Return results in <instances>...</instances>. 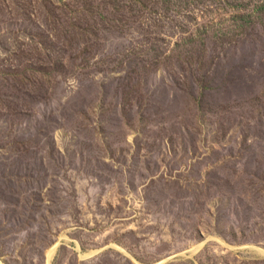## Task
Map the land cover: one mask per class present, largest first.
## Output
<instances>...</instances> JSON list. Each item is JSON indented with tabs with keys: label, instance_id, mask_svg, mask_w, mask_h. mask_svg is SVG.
I'll list each match as a JSON object with an SVG mask.
<instances>
[{
	"label": "rangeland",
	"instance_id": "obj_1",
	"mask_svg": "<svg viewBox=\"0 0 264 264\" xmlns=\"http://www.w3.org/2000/svg\"><path fill=\"white\" fill-rule=\"evenodd\" d=\"M0 264H264V0H0Z\"/></svg>",
	"mask_w": 264,
	"mask_h": 264
}]
</instances>
